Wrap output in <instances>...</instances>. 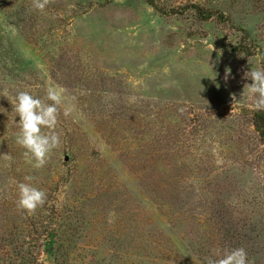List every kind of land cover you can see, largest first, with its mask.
<instances>
[{
	"label": "rangeland",
	"instance_id": "rangeland-1",
	"mask_svg": "<svg viewBox=\"0 0 264 264\" xmlns=\"http://www.w3.org/2000/svg\"><path fill=\"white\" fill-rule=\"evenodd\" d=\"M32 2L0 0V91L63 86L62 144L32 167L0 96V264H207L240 247L264 264L245 76L264 68V0ZM25 176L48 193L33 215Z\"/></svg>",
	"mask_w": 264,
	"mask_h": 264
},
{
	"label": "clouds",
	"instance_id": "clouds-1",
	"mask_svg": "<svg viewBox=\"0 0 264 264\" xmlns=\"http://www.w3.org/2000/svg\"><path fill=\"white\" fill-rule=\"evenodd\" d=\"M50 2L51 0H33L32 10L42 13ZM245 76L252 80L248 90L255 96V110H264V68L250 70ZM66 91L63 86L52 83L48 85L43 99L33 94L31 89L16 90L14 94L7 89L0 91V96L10 101L16 113L13 118L18 129L15 142L24 149L27 162L36 169L43 168L50 154L62 144L63 133L57 131V127ZM73 110L74 106L64 107L63 116H71ZM7 159L11 160L12 157L9 155ZM32 179V176H25L24 181L17 182V207L27 215L35 214L48 200V193L33 186ZM207 264H249L248 254L243 247L229 249L219 258H209Z\"/></svg>",
	"mask_w": 264,
	"mask_h": 264
},
{
	"label": "trees",
	"instance_id": "trees-1",
	"mask_svg": "<svg viewBox=\"0 0 264 264\" xmlns=\"http://www.w3.org/2000/svg\"><path fill=\"white\" fill-rule=\"evenodd\" d=\"M150 3L154 4L153 0H150ZM210 14H206L209 16ZM254 123L260 132L261 137L264 139V110H258L254 115Z\"/></svg>",
	"mask_w": 264,
	"mask_h": 264
}]
</instances>
